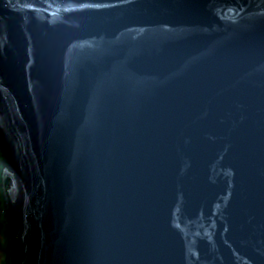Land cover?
I'll return each mask as SVG.
<instances>
[{
  "label": "water",
  "instance_id": "95a60500",
  "mask_svg": "<svg viewBox=\"0 0 264 264\" xmlns=\"http://www.w3.org/2000/svg\"><path fill=\"white\" fill-rule=\"evenodd\" d=\"M0 264H264V0H0Z\"/></svg>",
  "mask_w": 264,
  "mask_h": 264
}]
</instances>
